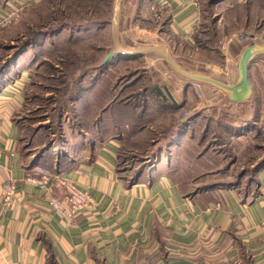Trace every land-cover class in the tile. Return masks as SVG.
<instances>
[{"label":"crops","instance_id":"crops-1","mask_svg":"<svg viewBox=\"0 0 264 264\" xmlns=\"http://www.w3.org/2000/svg\"><path fill=\"white\" fill-rule=\"evenodd\" d=\"M37 1L0 0V19L18 7H29ZM128 1L125 0L127 4ZM208 1L215 31L222 34L219 38L216 35V40L220 39L225 47L238 46L235 41L238 33L249 30L252 21L264 15V0ZM127 8L126 5L122 12L126 13ZM131 10L136 14L165 18L169 32L191 47L195 46L198 30L207 19L199 0H135L129 7V12ZM140 28L139 49H119L113 57L130 62L136 56H145V70L153 78L141 89L146 95L143 109L149 126L138 128L136 125L132 131L126 129L120 135L117 122L111 120L104 127V133L95 134L90 141L85 139L67 161L56 165L51 173L49 191L28 181L29 177H37L40 165L27 161L21 150L18 114L23 108L28 74L21 72L8 87L1 71L0 264H264V166L253 167L250 192L243 193L237 183L229 186L215 181L196 187L199 191H190L189 186L197 184L194 175L209 174L210 178L216 173L213 172L215 165L210 153L200 155L203 137L194 140L195 135L185 137L178 131L168 136L169 154L165 156V146L155 144L146 151L150 153V157L146 156L147 165L139 168L133 180L121 175L122 143L135 145L148 139L151 143L157 141L144 133L164 131L165 117L179 116L178 105L184 104L183 97L196 96L194 82L204 94L205 103L193 106L185 113L187 118L177 120L182 124L188 120V130L191 127L189 118L196 109L199 119L206 120L207 133L215 126L240 129L239 126L252 120L240 117L236 123L228 124L218 118L221 106L215 102L221 94L243 105L242 109L247 106L244 101L252 91V84L249 81L248 93L241 87L239 64H236L237 70L229 66L220 76L197 74L188 66H181L177 57L167 50L165 32L157 29L155 35L148 27ZM245 34L251 39L254 36ZM254 45H264V42L247 47ZM223 58L224 65L233 60L229 54H223ZM198 77L213 79L237 90L225 91ZM173 110H176L175 115ZM192 124L197 123L192 121ZM182 137L186 138V145L181 144ZM240 138L236 137V141L242 142ZM185 153L190 159L196 156L193 165L191 161L186 164ZM151 157L155 159L153 162ZM236 159L239 160L238 154ZM195 165L202 167L196 169ZM233 169L231 166L229 173ZM58 178L71 182L96 201L94 208L71 224L50 206L52 197H64ZM10 184L15 185L16 194L7 208L2 199Z\"/></svg>","mask_w":264,"mask_h":264},{"label":"rangeland","instance_id":"rangeland-1","mask_svg":"<svg viewBox=\"0 0 264 264\" xmlns=\"http://www.w3.org/2000/svg\"><path fill=\"white\" fill-rule=\"evenodd\" d=\"M134 2L38 0L29 7L16 8L23 10L8 25L0 27V70H3V81L9 87L10 81H14L21 72L28 74L29 78L24 88L23 108L18 114L21 150L27 161L36 162L53 174L58 163L67 161L74 151L81 148L85 139L90 141L95 134L104 133V127L114 119L120 135L126 129L132 131L136 125L141 128L140 125L149 124L144 115L146 95L141 89L153 78L145 70V56H136L130 62L123 63H120L121 60L115 63L105 61L110 53L114 55L119 49L137 51L140 27L150 28L155 35L157 29L165 32L167 50L177 57L181 66H188L197 74L204 72L206 75L220 76L229 66L237 70L236 64H239L244 46L264 42L262 15L252 21L249 30L238 33L239 37L235 39L238 46L232 44L225 47L226 44L218 40L222 34L218 35L215 31L209 1L199 0L207 19L202 26L204 28L198 30L195 46L191 47L169 32L165 18L161 19L160 15L129 12ZM126 5L128 11L123 13ZM245 33L254 36L251 39ZM18 53L23 54L14 60ZM223 54H229L233 59L228 60L227 65H224ZM250 65L252 91L244 101L247 106L242 109L243 105L235 104L222 94L215 103L221 106L218 117L221 122L233 124L240 117L250 118L251 121L242 126L237 123L240 129L215 126L207 133L204 128L206 120L199 119V110L196 109L189 118L192 128L188 130V120L185 125L177 120L187 118L185 113L193 106L205 103L204 94L197 87L194 98L183 97L184 104L178 105V117H165L164 131L144 133L146 137L157 138L155 143L149 139L135 145L122 143L121 175L133 180L139 168L147 165L146 156L150 157V153L146 151L155 144L165 146V156L169 154L168 136L179 131L181 136L195 135L194 140L203 137L200 155L210 153L209 157H212V164L215 165L213 172L216 173L210 178L209 174L194 175L197 184H191L190 191H199L195 188L215 181L219 185L229 186L237 183L243 193L250 192L253 167L264 160V55H257ZM151 104L156 105L154 101ZM173 112L175 115L176 110ZM192 121L197 124L193 125ZM132 125L135 126L131 128ZM236 137H241L242 142H237ZM180 139L181 144L186 145V138ZM154 160L151 157V162ZM184 160L186 164L191 161L193 165L197 159L196 156L190 159L185 153ZM231 166L234 169L229 173Z\"/></svg>","mask_w":264,"mask_h":264},{"label":"built area","instance_id":"built-area-1","mask_svg":"<svg viewBox=\"0 0 264 264\" xmlns=\"http://www.w3.org/2000/svg\"><path fill=\"white\" fill-rule=\"evenodd\" d=\"M23 8L12 10L9 14L0 19V27L8 25L12 22L21 12ZM194 87H198V83H193ZM36 178L29 177L28 181L35 183L41 190L49 191L52 184L51 173L43 168L38 167L36 171ZM55 179V178H54ZM60 186L64 189V197L62 199L52 197L50 206L53 211L59 215L66 223H73L79 216H81L88 209L96 206V201L93 197L80 190L71 182L64 178H58ZM15 185L10 184L5 188L2 204L4 207H10L15 197Z\"/></svg>","mask_w":264,"mask_h":264},{"label":"water","instance_id":"water-1","mask_svg":"<svg viewBox=\"0 0 264 264\" xmlns=\"http://www.w3.org/2000/svg\"><path fill=\"white\" fill-rule=\"evenodd\" d=\"M264 54V45H254V46H249L247 48H245L244 53L240 59L239 65H240V70H241V79H242V86L246 88V92L248 93L249 89H250V82H249V68H250V62L253 58V56L257 55V54ZM113 58V54L110 53L105 61H109ZM198 79H201L205 82L208 83H213L215 85H217L218 87H220L221 89L225 90V91H236L237 88L230 86V85H224L221 82H217L216 80H211L208 78H204V77H198ZM246 93V94H247ZM234 99V98H233ZM243 100V99H241Z\"/></svg>","mask_w":264,"mask_h":264},{"label":"trees","instance_id":"trees-1","mask_svg":"<svg viewBox=\"0 0 264 264\" xmlns=\"http://www.w3.org/2000/svg\"><path fill=\"white\" fill-rule=\"evenodd\" d=\"M21 54H23V53H18L17 55H15V57H14V60H16L19 56H21ZM118 58L117 57H113L110 61H112L113 63H115L116 62V60H117ZM120 63H123V62H120ZM10 64V63H9ZM8 66V65H7ZM6 66V67H7ZM9 67V66H8ZM5 69V68H4ZM7 69V68H6ZM250 69V68H249ZM1 71H3V70H0V73H1ZM0 81H1V78H0ZM186 123H183L182 125H185ZM236 160H234V161H232V162H235ZM259 165H257V168H260V167H263L264 166V160H263V162H261V163H258Z\"/></svg>","mask_w":264,"mask_h":264}]
</instances>
